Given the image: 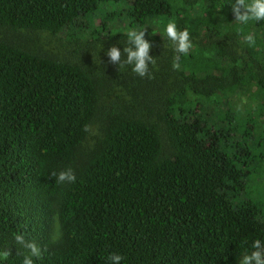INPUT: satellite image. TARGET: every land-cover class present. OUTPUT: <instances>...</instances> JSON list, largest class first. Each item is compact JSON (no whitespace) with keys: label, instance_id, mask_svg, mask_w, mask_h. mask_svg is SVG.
<instances>
[{"label":"trees","instance_id":"16d2710c","mask_svg":"<svg viewBox=\"0 0 264 264\" xmlns=\"http://www.w3.org/2000/svg\"><path fill=\"white\" fill-rule=\"evenodd\" d=\"M109 3L145 30L151 79L117 67V91L83 62L0 40V264H22L16 234L41 248L34 264H240L264 243V199L247 183L264 165V20L238 23L234 0H0V26L79 25L128 46L109 23L81 25ZM169 21L189 31L187 55ZM69 168L75 182L52 176Z\"/></svg>","mask_w":264,"mask_h":264},{"label":"rangeland","instance_id":"374dc122","mask_svg":"<svg viewBox=\"0 0 264 264\" xmlns=\"http://www.w3.org/2000/svg\"><path fill=\"white\" fill-rule=\"evenodd\" d=\"M100 12H97L93 16L87 19L80 20L81 25L86 24L87 29H93L102 24L108 23L111 25L109 28L113 31H118L126 34L128 29L124 22L125 12H122V18H119V12L122 11L121 4L116 5L109 3L99 7ZM119 13V14H118ZM70 34L69 32H62L59 35H51L46 32H32V31H10L0 26V40H8L11 43L28 50L30 52L47 55L57 59H67L71 61L83 62L87 68L93 69L100 77H107L114 83L115 89L121 87L116 84L119 82L116 76L117 64L111 63L110 58L106 55L107 50L116 46L120 49L122 58L126 55L123 54V49L126 47L121 41L114 42L105 33L101 40H95L89 38V35L81 31L79 25L76 26ZM157 41V39H156ZM123 68V67H121ZM237 98L236 100H238ZM246 100L241 97L239 108H245ZM213 114V112H212ZM241 119H239V125H241ZM99 135V126L93 125L90 130L88 145H92L94 140ZM255 172V173H254ZM249 186L254 193L256 199H264V165L258 169L251 170L248 176Z\"/></svg>","mask_w":264,"mask_h":264},{"label":"clouds","instance_id":"9594fccd","mask_svg":"<svg viewBox=\"0 0 264 264\" xmlns=\"http://www.w3.org/2000/svg\"><path fill=\"white\" fill-rule=\"evenodd\" d=\"M234 20L240 24H248L250 21L264 20V0H234L231 4ZM167 37L173 42L175 52L187 55L192 47L190 40V33L187 28L178 30L174 21H169L165 28ZM128 46L124 47L123 54L126 55L125 60H121L122 53L116 46L110 47L106 55L110 58V62L117 64L119 67L125 65H132V71L140 77L152 78L149 72V63L155 64V59L149 55L150 43L145 39V30H129L127 32ZM244 40L252 46L255 44L254 36L249 34L244 37ZM176 66L178 67L179 56L174 58ZM85 131L89 130V126H85ZM52 176L57 178L58 182H75L76 176L72 169L53 172ZM16 244L26 249L22 264H34L33 257H40L41 248L35 241H29L23 234H16L14 236ZM254 251L250 254H244L240 264H264V243L257 239L252 245ZM11 254L9 249L0 251V257L7 258ZM124 257L118 253H112L108 256L110 264H121Z\"/></svg>","mask_w":264,"mask_h":264}]
</instances>
